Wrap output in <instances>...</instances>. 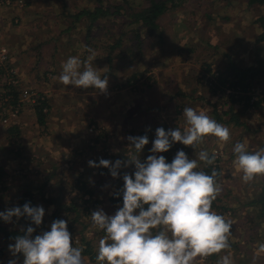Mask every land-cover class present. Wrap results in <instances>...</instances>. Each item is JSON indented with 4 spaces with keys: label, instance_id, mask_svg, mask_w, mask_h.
<instances>
[{
    "label": "rangeland",
    "instance_id": "374dc122",
    "mask_svg": "<svg viewBox=\"0 0 264 264\" xmlns=\"http://www.w3.org/2000/svg\"><path fill=\"white\" fill-rule=\"evenodd\" d=\"M22 1L24 2L22 7L14 5L9 9L0 10V30L1 26L4 27L6 19L13 15V11L21 10V8H28L26 23L24 22L18 29L19 32L31 30L35 33L32 37L34 38L33 42H31L32 44L27 45L30 49V55L28 62L22 65V67L24 66V71L26 68L25 66L32 63L42 71L52 68L55 72H60L62 70V64L69 57L77 56L81 60H87L89 55L94 53L93 66L97 67L99 74L108 71V69L110 70V74L113 72L112 75L108 76L112 80L111 83H108V87L112 88L111 86H113L114 83L118 84L122 79V83L118 84V89H116V86L114 89L116 91L120 90L125 81L131 78L134 73H137V77L134 79L137 81L135 83L137 89H144L143 87L147 86V84H153V94L149 96L148 104H146V102L144 103L143 97L145 93L152 92L151 90L131 92L134 97L138 96L136 102L134 101V97L132 99V102L136 103L133 110L138 109V111H140V109L147 108L146 112L150 118L149 122H151L148 126L154 127L144 131H153V133H155L158 127H163L166 131L178 127L183 131L186 127L183 116V109L185 107H192L198 112H204L218 123L229 128L230 140L228 142H222L214 136H207L200 144L196 145L195 149L188 146L190 156L197 159L198 164L202 163V161L198 159V153L200 151H207L209 155L215 151L220 153L219 157L216 158L218 161L217 166L220 168V175L217 182L221 186V192L213 202L212 209L219 215H222L226 221L231 222L230 235L228 238L230 248L209 257H198L194 261V264H218V261L225 255L230 257L231 264H264V251L261 250V245H264V217L259 216L260 208L250 204V202L263 191L264 175L257 176L252 181L246 183L242 179L243 173L238 166L237 168L231 166V168L228 169L227 165L223 163V158L225 156L228 161H233L235 157L233 148L234 145L239 142V140H237L238 137L244 139L245 143L251 145L247 148L249 151L254 152L264 148V100L258 99L257 95L248 93L251 100L247 106L245 102L246 99L232 102V99L228 97L229 93L224 92L220 95L218 92L216 93L211 90L210 87L206 86V79L200 78L199 76L204 75L203 70H206L207 64L211 63L209 61L212 59L213 50L211 51L212 48L208 43L209 41L202 39L201 36H199V39H197L198 36H196V44H192L191 42L194 40V36L185 34L184 37V33L179 31L180 26H178L177 20L181 17L182 27V17L188 15L186 27H193L203 23L202 19L198 20L197 13L203 12L212 16L214 14L216 18H219V20H217L218 22H224L223 19L227 18L225 21L226 23L223 24V30H225V32L228 30V33H223L222 26H214L213 30L210 29L211 27L208 25L203 26V28L205 32L208 31L213 34L218 33L220 37L223 36V38L228 39L229 42L238 41L240 35H243L244 42L248 41V39L252 40L248 46L244 43L243 53L237 51L239 43L236 44V59L241 65L245 66V63L253 62L256 59L264 57V41L257 40L258 32H260L261 27L256 22L257 18L264 14V5H250L248 0H181L178 6L169 9L160 19L161 22L159 21L164 33L163 37L157 34L151 36L146 34V38H144V34H142L140 38L144 39L145 42L139 44L136 39L137 30H131L128 39L123 38L122 44L114 48V51L110 52L112 46L116 45V42L120 38V32L123 30L129 31L127 27L123 25L122 16H116L113 13L114 6L119 3H125L126 6H133V8L129 9L130 11H136L139 6L148 5L146 0ZM110 4L113 5L111 13L108 16H100L97 18L92 29L94 33L92 36L94 38H87L91 16L88 13H83L80 17H77L78 13L84 11V9H93L98 5L108 6ZM13 20L16 22L15 16ZM133 27L135 26L133 25L132 28ZM211 30L212 32H210ZM3 32L4 31H2L1 34H3ZM188 33L191 34L192 32L188 30ZM226 34L227 36L224 37ZM129 36L131 39H129ZM186 39L190 44L186 46L185 52L182 53L179 45L181 42L186 41ZM211 39L215 41L214 38L209 37V40ZM254 40L256 43H254ZM137 43L140 46L141 54L133 58L129 53L123 52L127 50V46L131 45L132 51H134V49L137 51L135 48ZM12 44H14V41L11 42L10 38L7 40L0 36V45L8 46L11 53L10 46H13ZM194 46L197 51L194 49ZM190 48H192L193 51L189 52L188 49ZM89 49L92 50L91 53ZM110 53H112V56H115L111 62L109 60ZM226 59L227 58L220 56L217 60V64H224ZM10 63L17 69L16 71L20 76L18 68L15 66L16 62L13 60V54H11ZM182 65H185V67L190 65V69L187 70ZM193 65L195 66L193 67ZM217 68L220 69L217 65L212 66V69ZM141 72L149 73H144L143 76H140ZM46 73L48 72L46 71ZM39 74H41V72H39ZM44 75L45 77L41 74L38 79L44 84H50L51 78L49 77L48 80V77H46L47 75ZM123 76L125 77L122 78ZM0 78H4L1 72ZM172 78L175 79V83L172 81ZM56 79H58L57 82L59 83L60 89H62L54 93L57 99H62V95L70 96L73 98L74 104L81 107L84 105L83 99H93L92 96H87V94L95 92L96 89H92V92L87 91L85 95L84 89L63 85L59 81V76ZM171 81L173 83H171ZM181 82L183 84L182 87L190 91L186 92L188 97L173 98L169 91L172 89L175 91L179 87L177 83L180 84ZM261 85L264 86V82ZM42 87L43 85L41 88ZM26 88L36 92L40 91L38 87L21 86L22 91ZM193 92L196 95L195 99L190 98ZM255 92L257 93V89H255ZM128 93H125L122 97L118 94L115 96V94L109 95L104 93L103 96L93 99L94 111L96 115H98V118L87 119L84 116L81 126L84 127L83 129L88 126L86 129L87 134L90 133L88 130L90 125H95L98 129L93 135L87 136L88 141L95 138L98 133H101L100 135L102 138L98 141L100 142L99 149L94 148L95 151L90 152V156L98 152L101 155L105 154L102 148L106 147V145L111 147L113 155L114 152L115 155L119 154L120 150L124 148L122 147L119 149L117 145L113 146L111 143V140H114L117 135V137L124 139L119 133H114L112 123L116 122L120 124L121 118L125 115L127 118H136V116L133 117V111L125 112L121 104L123 101L122 99H127L128 96H130L127 95ZM165 93L168 95L166 96ZM262 93L264 94V90ZM67 100L68 99H66V102ZM69 100L71 101V99ZM27 104L30 105L31 103H25V106ZM2 105L3 100H0V108ZM214 109L217 110V112H215ZM235 109H238V111L240 110V112ZM23 111L22 109L21 113L12 121L9 120V122H4L3 119L6 114L0 109V128L3 127L5 129L10 123L16 122V120L20 119L21 114L23 115L25 112ZM139 119L140 115L137 116V120ZM125 123L126 120L122 122V124ZM134 123H136V121L130 125L134 126ZM113 133L115 135L112 136ZM129 133L133 134L132 132ZM145 133L143 134L136 129V136H142V134L145 135ZM103 135L105 136L103 137ZM12 137H14V134H12ZM151 139L154 140L155 137H150V140ZM10 142L11 143L6 146L7 151H4L5 154H1L0 156L1 162L3 158L10 155L4 159V162L8 163L11 167L9 178H7L11 183L5 180L6 187L8 188H10L11 185H15L16 178L14 179L13 175H20V171L18 172L17 169H13L12 164L9 162L10 159L16 157L14 152L15 142ZM221 147H223V149ZM120 170L132 174L134 173L135 167L134 165H130L126 168L122 166ZM123 174L120 173L119 177L114 180V182L121 185L122 188ZM61 176L64 177V174ZM73 179L74 178H60L58 187H63L64 189L65 187H69ZM104 181L105 180L97 187L98 189L100 188L101 191L108 187V183ZM67 201V203L71 202V197H69ZM21 202L22 195L18 194L14 188H10L9 190L6 188V191L0 190V212L16 206L22 208L24 204ZM77 207H80V213L76 214V212L72 210L63 209L69 212V216L66 217L65 213L61 211L60 217L61 219L67 220L68 223H72L73 229H70L72 236L75 235L79 239L85 237L87 241H90L93 252L97 253L99 240L103 238L106 233L93 226L90 216L93 209H89V212H86L87 210H84L83 206ZM72 208L73 207L70 209ZM111 210V206L103 209L106 214L113 215ZM0 220L2 225L8 229H13L18 221L16 217L12 218L11 223H6L2 219ZM54 220L56 219H54L53 216L48 223L47 231L50 230L51 223ZM2 235L3 234L0 233V250H3L2 254H0V264H8L10 259H16L17 264H23L22 254L13 257L9 251V245L15 242H5ZM83 257L85 264H98L90 255H83Z\"/></svg>",
    "mask_w": 264,
    "mask_h": 264
},
{
    "label": "clouds",
    "instance_id": "9594fccd",
    "mask_svg": "<svg viewBox=\"0 0 264 264\" xmlns=\"http://www.w3.org/2000/svg\"><path fill=\"white\" fill-rule=\"evenodd\" d=\"M93 60L94 53L87 60L69 57L62 64L60 83L106 93L108 78L101 77ZM183 116L186 122L183 131L178 127L155 130L152 154L143 162L139 155L115 162L103 158L99 163L88 161L90 167L109 169L113 178L119 177L122 166L135 167L134 173L123 174L122 207L114 215L100 208L90 214L93 226L106 233L98 243V264H194L198 257H209L230 248L231 222L212 209L221 192L219 173L215 169L210 175L197 170L198 160L190 159L183 150L177 151L171 163L165 156L157 155L168 152L174 143L195 149L207 136L228 142L230 130L192 107H185ZM127 140L138 154L149 144L147 135L128 136ZM233 152L244 182L264 175V148L252 152L244 143L237 142ZM198 159L205 165H213L216 155L200 151ZM44 216L43 206H32L30 202L22 208L16 206L0 212V219L6 223H11L13 217L17 220L25 217L36 227L42 225ZM35 230L32 226L21 229L23 234L9 245L13 257L23 255V264H85L83 248L73 246L67 220H54L49 231L33 238ZM261 250L264 251V245ZM8 264H17V260L10 259ZM218 264H231V259L225 255Z\"/></svg>",
    "mask_w": 264,
    "mask_h": 264
},
{
    "label": "crops",
    "instance_id": "0c3cea01",
    "mask_svg": "<svg viewBox=\"0 0 264 264\" xmlns=\"http://www.w3.org/2000/svg\"><path fill=\"white\" fill-rule=\"evenodd\" d=\"M27 10L28 8H21V10H15L12 12L13 15H11L8 19L5 21L4 27L1 26V32L0 36L1 38H6L7 40H11V42L14 41L13 46L11 47V51L13 54V60L16 62V67L18 68L20 77H21V86H32L34 88H40L39 93L43 94L46 97V101L48 103V111L46 113V117L44 119L43 123H40L38 121V117L35 111L34 105H26L23 109L24 113L21 114L20 119L16 120V122H12L7 126L5 129L3 127L0 128V156L1 154H5L4 151L6 150V146L11 143L10 141L15 142V148L14 152L16 157L9 160V162L12 164L13 169H17L18 172L20 171V175H13L14 179L16 178L15 185H11V189L14 188V190L17 191L18 194L22 195V204H25L23 200L28 197L32 198L36 204V206H43L45 209V216L47 219V228L44 231L48 230V223L54 216V219H61L60 212L56 215L55 212L58 210V204L55 202H52V199H59L62 198V203L65 204L67 207H73V206H83L87 207V211L89 209L96 210L98 208L105 209V207L111 206L112 207V214L114 215L117 209L120 207L119 204L113 203L110 201V197L116 193L122 190V186L118 185V183H115L113 178L109 172V169L107 168H93L90 167L88 164V161H95L96 163H99V158L95 160L99 156L98 153H93L92 156L89 155L90 152L95 151L94 148H91L88 146V140L87 136L90 134H87L86 129H83L84 127L81 126V122L83 120V117L85 116L87 119L91 118H98V115H96L94 111V100L96 98H99L103 96L104 93L99 92V90H96L95 92H92L93 88L84 89V94L86 95L87 91L92 92L88 93L87 96H92L93 99H83L84 105L83 107L75 105L73 102V98L70 96L62 95V99H57L55 92H58L60 89L59 83L57 82L58 76L61 74L62 70L60 72H55L54 69L48 68L45 71H42L41 69L37 68L32 63L30 65L24 66L22 65L25 62H28L29 59V51L30 49L27 47L28 44H32L33 42V35L35 34L31 30H23L18 31L19 26L26 23V17H27ZM15 16V19H18V23L14 22L13 17ZM164 16V15H163ZM198 20H203V23L201 25L193 26V27H186L188 15H184L182 18L183 23L181 27V17L178 18V26H180L179 31L181 33H184L186 35H193V41L192 44H196V40L199 39V36L202 37V39L208 40L210 47L213 50V56L212 59L209 61L214 65H217L218 67L225 69L228 68L232 63L241 65L239 61L236 59V52L243 53L244 52V43L248 46V44L252 41L249 40L244 42L243 35H240V39L236 42H229L228 39L223 38V36L220 37V35L217 33H209L208 31L205 32L203 26L208 25L213 30V27L222 26L223 33L225 30H223V24H225L226 19H223L224 22H218L219 18H216V16L213 14L210 15L208 13H197ZM221 19V18H220ZM212 21V22H211ZM188 30H190L192 33L189 34ZM212 30L210 32H212ZM3 32V34H1ZM200 31V32H199ZM216 32V31H215ZM229 31L227 30L228 33ZM262 32V29L260 32H258V35ZM222 33V34H223ZM224 33V34H225ZM196 36L197 39L195 38ZM224 35V37H226ZM209 37H212L215 39L209 40ZM258 38V36H257ZM13 40V41H12ZM3 42V41H2ZM186 43V44H185ZM239 43V48L236 51V44ZM254 43L255 40H254ZM190 43H188L187 39L186 41H183L180 43L181 52H185L186 46H189ZM11 45V44H10ZM194 49L196 47L194 46ZM189 52L193 51L192 48L188 49ZM197 51V49H196ZM225 57L227 58L225 60L224 64H217V60L219 57ZM254 62V61H253ZM253 62L245 63V65H251ZM185 67V65H182ZM195 65H193L194 67ZM244 66V65H241ZM97 68V67H96ZM187 70L190 69V65H187L185 67ZM46 71L48 73H46ZM108 71H110L108 69ZM106 71V72H108ZM41 74L45 77L44 74H46L49 80V77L51 78V83H42L38 77ZM44 72V73H43ZM99 72V71H98ZM100 73L101 77L104 78V74L106 73ZM110 73V72H109ZM144 73L149 72H141L143 76ZM153 73V72H152ZM113 74V72H112ZM109 74L108 76L112 75ZM115 74V73H114ZM107 76V77H108ZM123 76L122 78H124ZM147 78V77H146ZM172 81L175 83V79L172 78ZM171 81V83H173ZM112 80L110 77H108V83H111ZM135 81L133 79V82L128 80L125 81V83L121 86V89L116 91L118 89V84L122 83V79L120 82L114 83L112 88L108 87L106 94H115V96L120 95V97L124 96L125 93H128V98L122 99L123 101L121 104L124 107V111H133V117L136 116V118H127L125 115L121 118L120 124H117L116 122L112 123V128L114 129V133L119 135H122L124 139H121L120 137H115L114 140H111V143L114 145H117L118 148L124 147L122 150H120L119 154L114 155L109 160L112 162H115V160H125L127 156L129 155H139V159L141 162L146 160L147 156L151 155L150 149L152 147V139L150 140V137H155V133L153 131H144L148 130L149 128H154L152 126H148L150 121V118L148 117V113L146 112L147 108L140 109H134V106L136 103L132 102V99L134 95L131 92H138V91H152L147 92L144 94V103L148 104L149 96L153 94V84L144 86V89H137L135 86ZM183 82V81H182ZM177 83V86H179L175 91L172 89L169 91L170 95L175 98H185L188 97V94L186 92L188 89H185L182 84ZM2 78H0V92L3 90L2 86ZM43 87L41 88V86ZM109 86V85H108ZM82 89V88H80ZM43 92V93H42ZM116 92V93H114ZM96 95H95V94ZM66 94V93H65ZM192 99H195V93H192ZM167 96L168 94L165 93ZM138 96L134 97V101H137ZM140 98V97H139ZM66 99L67 102H66ZM71 99V101L69 100ZM92 103V104H91ZM148 107V106H146ZM236 107V106H235ZM245 108V107H244ZM238 111V109H235ZM258 110V109H256ZM240 112V110L238 111ZM140 115V119L137 120V116ZM126 120L125 124H122V122ZM136 121L134 123V126H131L130 124ZM134 128V129H133ZM136 129H138L139 132L145 133L149 138V144L146 145L143 149V151L138 154L135 152L134 148H130L129 141L127 140L128 136H136ZM151 130V129H150ZM129 132H132L133 134H130ZM112 134L115 135V134ZM12 134H14V137H12ZM142 134V136H143ZM237 140L241 143H245L244 139L238 137ZM235 142V141H233ZM246 148L251 146L249 143H245ZM257 147V146H256ZM223 149V147H221ZM158 153L157 155H159ZM10 156V155H8ZM6 156L5 158H7ZM115 156V157H114ZM0 162V166L3 167L5 171V177L4 181L11 183L7 178H9V172H10V165L8 163L4 162V159ZM235 157L232 162L227 160V157L225 156L223 158V163L227 165L228 169L231 168V166H234V168H237V165L235 164ZM12 171V170H11ZM135 171V170H134ZM64 174V177L61 175ZM119 173L123 174L125 173L124 170H120ZM235 173V172H233ZM12 174V173H11ZM60 178H74L73 181L70 183L69 187H58ZM81 179L86 183L88 188L93 192H91L93 197H91L89 194L83 195L81 190L77 189L76 183L77 181ZM105 180V183H108V187L106 189H103L102 191L100 188L98 189V185ZM13 181V180H12ZM6 182H4L3 186L0 187V190L6 191L10 188L6 187ZM69 182V181H67ZM121 187V189H120ZM60 188V190H59ZM71 197V202L67 203L68 198ZM87 200L85 204H83V200ZM80 208V207H79ZM78 207H76V210L70 209L73 212H76L78 214L81 210ZM47 210V211H46ZM65 210V209H64ZM62 211L65 213L66 217L69 216V212ZM68 227H72V223H68ZM43 232V231H42ZM40 232L39 234H41Z\"/></svg>",
    "mask_w": 264,
    "mask_h": 264
},
{
    "label": "trees",
    "instance_id": "16d2710c",
    "mask_svg": "<svg viewBox=\"0 0 264 264\" xmlns=\"http://www.w3.org/2000/svg\"><path fill=\"white\" fill-rule=\"evenodd\" d=\"M99 1V0H98ZM102 1V0H100ZM181 2V0H146V3L148 5L146 6H139L136 11H130L129 9L133 8L132 5L126 6L125 3H119L118 5L114 6L113 13L116 16H122L123 22H124V27L126 26L129 31L123 30L120 32V38L116 42V45L112 46V51H114V48L122 44L123 38L128 39V35L130 34L131 30H137L136 33V39L138 40L139 44H142L144 39L140 38L142 34H144V38H146L147 35H159L160 37H163L164 33L163 30L160 26L161 18L163 15L171 8H175L178 6V4ZM248 3L250 5L253 4H262L264 5V0H248ZM113 8V5H108V6H103V5H98L97 7H94L93 9H84V11H81L78 13L77 17H80L83 13H88L91 16V21L89 24V32L87 33V38L92 39L94 38L92 35H94L92 29L94 27V23L96 22L97 18L100 16H108L111 13V9ZM135 9V8H134ZM130 11V12H129ZM160 21V22H159ZM259 26L262 29V32L258 35L257 40L258 41H264V14L260 15L257 18L256 21ZM135 26L132 28V26ZM131 26V28H130ZM129 39L131 37L129 36ZM135 45V48L137 51H132L131 46H127V50L123 51L124 53H129L133 58L136 57L138 54H141L140 46ZM181 50V48H180ZM143 51V49H142ZM115 56H112V53L109 55V60L110 62ZM213 64L209 63L207 64V68L204 71V75H200V78L206 79V86L210 87L211 90L216 92V89H218L220 86L221 87H230L233 92L229 93L228 97L232 99V102H237V101H242V99H246L245 102L247 106L249 105V102L251 100V97L248 95L249 92L252 90L255 92V89L258 90L260 94H257L258 99L264 100V94L262 91L264 90V86L261 85L264 82V57H261L259 59H256L253 64L251 65H245L241 66L235 63H232L228 68L225 69H212ZM110 71L106 72L104 76H108ZM136 74H132L131 78H128V82L132 81L133 79H136ZM140 75H142L140 73ZM134 76V78H133ZM3 82V81H2ZM3 90L0 92V100H3V105L5 106H16L18 104L21 105L20 101V95H21V86L19 87L18 85L15 84H9V83H2ZM258 104V103H256ZM48 103L46 101V97L43 94H39V97L37 99L36 104L34 105L35 111L38 117V121L40 123L44 122V119L46 117L47 111L45 109H48ZM233 106V105H232ZM1 109V108H0ZM216 109V108H215ZM214 109V110H215ZM217 112V110H215ZM96 139V137L94 138ZM91 139L90 141H92ZM98 140V139H97ZM90 141H88V146L91 148H95L90 145ZM181 148L191 159L192 157L190 156L189 153V147L185 146L183 144L179 143H174L170 150L165 153H160L159 155H163L166 158V161L168 163H171L175 156V148ZM212 155V154H211ZM210 155V156H211ZM113 155H109L107 152L105 154L101 155L99 153V156L96 158V160L99 158L107 159L109 160ZM215 169L219 175H220V168L213 164V165H205L204 162L199 164V167L197 170H202L206 172L207 174H211V172ZM217 176V179L219 177ZM5 176V171L3 167L0 166V187L3 186L4 184V178ZM77 189L81 190L83 192L82 194H89L91 197L92 191L88 188L86 183L79 179L76 183ZM92 192V193H91ZM58 204V210H56L55 214H58L62 209L70 210V207H67L65 204L62 203V198L59 199H52V202H55ZM110 201L113 203H117L122 207L123 205V199H122V193L121 191L114 193L110 197ZM24 203L30 202L32 206H36L34 200L30 197L28 199L25 198L23 200ZM87 200H83V204H85ZM251 205H254L255 207L260 208V213L259 216L264 217V188L263 191L256 197L254 198L251 202ZM77 206H73V210H76ZM88 208L85 206L84 210H87ZM80 213V212H79ZM82 215V214H81ZM28 226L34 227L36 230L33 233V238L35 235H38L40 232L46 230L47 228V219L46 216L43 218L42 225L39 227H36L34 224H31V221L28 220L25 217H21L18 221L17 224L13 229H8L4 225H2L1 220H0V233H2L3 240L5 242L7 241H14L15 242V237L18 235L23 234L21 229H26ZM71 227H68V230L70 231ZM71 233V231H70ZM76 236L73 235L72 238L74 239ZM78 238V237H77ZM79 239V238H78ZM81 239V240H80ZM78 242H73V246L75 247H82L83 248V253L82 255H90L94 261H96V254L93 252L92 246L90 241H87L85 237H81ZM3 250H0V254H2Z\"/></svg>",
    "mask_w": 264,
    "mask_h": 264
},
{
    "label": "built area",
    "instance_id": "2783aa9c",
    "mask_svg": "<svg viewBox=\"0 0 264 264\" xmlns=\"http://www.w3.org/2000/svg\"><path fill=\"white\" fill-rule=\"evenodd\" d=\"M24 4V2L22 0H0V10L3 9H9L11 7H13L14 5H18L20 7H22ZM18 21V19H16V22ZM11 52H10V48L8 46L5 45H0V72L3 74L4 78H2V81L4 83H9V84H15L18 85L19 87L21 86V77L18 75V72L16 71L17 69L13 66V64L11 65L10 60H11ZM21 88V87H20ZM218 92V94L221 95V93H231L233 92V90L230 87H219L218 89H216V93ZM39 92H36L34 90H30L28 88L24 89V91H22L21 89V95H20V101H21V105L18 106V104L16 106H5L2 105L1 110H3L5 112V117L3 119L4 122H9L12 121L15 117H17L22 109H24L25 103H31L32 105H35L37 102V99L39 97ZM249 94H253V95H257L260 94L257 90V94L256 92H254L253 90L251 92H249ZM217 97V96H216ZM45 111H48V109H45ZM89 134L93 135V133H95L97 129V127L95 125H90L89 126ZM101 133H98L96 135V139L93 138L92 141H90V145L95 147V149H99L98 147L100 146V142H98L102 137L100 135ZM105 135H103L104 137ZM98 139V140H97ZM102 150L105 152H107L109 155H113L112 154V149L111 147H109L108 145H106V147H103ZM178 150H182L181 148L176 147L174 153L176 154ZM213 154V153H212ZM214 154L216 155V157H219L220 153L218 151H215ZM218 161L216 158L215 161V165H217ZM79 239L77 237H75L73 239V242H78Z\"/></svg>",
    "mask_w": 264,
    "mask_h": 264
}]
</instances>
